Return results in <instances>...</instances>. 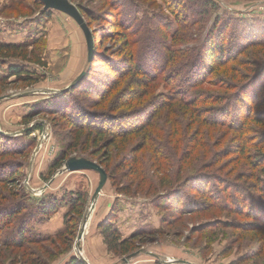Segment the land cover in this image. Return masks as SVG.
<instances>
[{
    "label": "rangeland",
    "instance_id": "rangeland-1",
    "mask_svg": "<svg viewBox=\"0 0 264 264\" xmlns=\"http://www.w3.org/2000/svg\"><path fill=\"white\" fill-rule=\"evenodd\" d=\"M57 1L82 16L89 24V34L74 16L41 0H0V41L28 44L20 55L0 54V138L10 148H25L0 160V170L11 164L21 168L14 177L12 195L6 191L0 195V264H67L72 257L85 264H264V122L245 119L250 106L238 97L242 86L253 93L264 82V42L239 52L235 45L264 39V0H118L128 3L126 9H113V0ZM123 14L130 17L139 38L138 50L154 49L159 55L163 45H170L167 65L171 67L162 73L159 70V79L146 85L152 92L150 101L160 107L148 110L153 115L147 127L151 137L143 131L128 138L123 133L114 135L117 138L111 143V134L96 140L93 131L71 127L59 112L67 106L73 114L80 111L87 122L100 111L113 112L115 117L131 112L119 107L117 97L100 101L97 93L78 91V85L62 92L51 90H63L79 77L87 64L89 40L96 53L85 80H96L100 86L109 71V57L125 60L124 42L116 37L120 30L116 35L110 32L113 15L119 19ZM247 32L254 34L245 36ZM171 34L176 36L173 40ZM210 40L216 49L219 43L224 57H235L225 58L223 66L197 81L201 77L193 65L200 60L192 57L197 47ZM143 64L148 67V59ZM10 65L26 68L31 83L9 76ZM156 66L164 68L165 63ZM127 80L120 90L125 84L126 91L131 90V80ZM89 81L79 87L85 88ZM172 87L182 90L184 98L163 105L164 98L174 94ZM260 96L264 98V90ZM251 110L260 115L264 105ZM150 138L155 145H149ZM243 139L249 140L245 152ZM137 146H144L136 155L148 178L145 182L135 179L126 165ZM158 147L165 149L161 163L153 159L152 149ZM62 154L60 167L55 168L53 161ZM71 157L90 159L107 169L106 183L93 203L99 175L93 170L62 171ZM198 171L204 172L198 181L208 182L212 192L223 188L213 201L194 195L186 186L184 194L191 197L188 209H198L180 213L160 207V202L166 204L165 196L171 201L175 198L164 194L169 188ZM123 187L129 192L120 191ZM75 191L85 193L86 205L74 235L65 230V202L49 217L36 213V198L54 194L60 199ZM218 196L222 201H217ZM22 204L27 205L24 212L9 221L2 217ZM24 220L30 221H25L27 240L19 245L10 242ZM107 221L118 228L122 238L143 227L154 231L144 233L131 252L138 254L123 262L127 255L108 250L98 228Z\"/></svg>",
    "mask_w": 264,
    "mask_h": 264
},
{
    "label": "trees",
    "instance_id": "trees-1",
    "mask_svg": "<svg viewBox=\"0 0 264 264\" xmlns=\"http://www.w3.org/2000/svg\"><path fill=\"white\" fill-rule=\"evenodd\" d=\"M36 1L37 0H34V3H37ZM208 2H210V0L206 1V3ZM111 3H112L111 7L113 9L120 8V7L126 9L128 5L126 1L121 2L120 4L118 0H113V2ZM86 17L89 19H92L91 18L92 15L90 13H86ZM117 17L115 15H113L112 17L115 20L112 21V23H110V32L116 35V32L120 30V32H117V33H120L121 35L116 36V37L119 38V40H122L124 42V45L126 48L124 50H126V53H127L125 60L123 58H121L120 60H117V59L113 60L109 57V60H108L110 64L109 71H107L104 74V77L101 81L102 84L100 86H99V83L94 82L96 80H92L91 82L89 81L90 79L85 80L87 78L86 73H85L84 76L81 78V80L78 81L73 87L78 85V91H82L85 93H91V92L97 93L98 95L97 99H101L100 101H104L107 98L109 99L112 96L117 97V100H119V107H122L123 109L128 108L131 110V112L128 111V112H125L126 114L125 113L117 114V116L115 117L114 115H112L113 112L111 113L110 111H100L97 114L94 113L92 115V119H90L89 122H87L88 118H82L83 116L81 113H79L80 111H77V113L73 114L68 111L67 106L64 107V109L61 110L60 112L57 110L54 111V113L59 112V115L60 114L62 116L66 115V119L70 120L69 125L71 127H75V128L80 127L83 129H90L91 131H93L92 133L96 137V140L103 139L104 137H106V134H111L114 137V139L112 138V140H110L111 143H113V141H115V139L117 138V136L115 137L114 135L123 134V133L126 136V138H128L131 134H137L138 132H140L141 134V132L143 131L147 137H151V132L150 131L147 132L148 131L147 127L148 128L151 127V121H152L153 115L150 114V112L148 113V110L153 109L155 105L156 107L158 105L154 100L150 101L152 97V92L151 90H149V88H147L148 86L146 87V85L149 82L156 80L157 78L159 79L160 71L162 73L163 71L165 72L166 70L170 69L171 66H169V64L167 65V63L169 62L170 55L172 53L170 51V45L169 47H166L165 45H163L161 47V54L159 55L155 53L154 49H150L145 52L141 51V48L140 50H138L137 45H138L139 38H136L135 36L136 31L132 28L133 24H131L130 17L129 16L125 17V14L119 17V19ZM87 26H89L88 23H87ZM251 34H254V32H251V33L247 32L245 36H252ZM169 37H171V40H173L176 36H172L171 34V36ZM237 40L240 41V39L238 38ZM263 42H264V39L259 38L258 40H250L248 42H245V41L235 42V45L237 48V52H239L253 45H262ZM25 46H28L27 42L6 43V42L0 41V54H2V56L4 57L9 54H11V56H15L17 54L20 55L21 49ZM217 46L221 48L219 43ZM150 47L151 46H149V48ZM200 48L203 50V53H201ZM219 48L216 49V47L212 43V40H210V43L206 41L205 45L203 44L197 47V51L192 57V59L195 58L197 59V61L200 60V62L193 65V68H195L196 70L195 74L197 75V77L198 76L201 77L197 81L201 80L205 76L204 73H213L215 72L216 68L223 66L224 62L227 61V60H224L225 58L232 57V60H233V58L235 57V56L224 57L222 50ZM95 53H96L95 44L93 43L92 61L94 60ZM121 54L117 56L120 57ZM147 59L149 61L148 67H146L143 64L144 62H146ZM160 61H163L165 63L164 68H160V66L158 67L156 66L157 63L160 64ZM172 61H175V59L172 58ZM210 63L212 65H210ZM125 65H126V69L124 70ZM195 66L196 67L199 66L200 68H202V70L197 69ZM257 72L258 71H256V73ZM28 73L29 72L24 67L11 66V65L8 67V75L15 76L17 77L18 80L25 79L27 80V82H30L32 76H30ZM176 75L178 74L176 73ZM258 75L260 74H257V76ZM233 77H236V76L232 74V78ZM244 78L249 79L250 77L245 75ZM127 79H129V81L131 80V83H130L132 87L131 90L126 91L125 88L128 86V84H125L126 85L124 86L125 88L123 90L122 89L120 90L119 89L120 85L128 81ZM84 81H86L85 83L89 81V84L85 88L79 87L80 85H83L82 83ZM196 83H201V82H196ZM73 87H71L70 89H72ZM250 87H251V84L249 88ZM254 89H255V92L251 93V91L250 92L247 91L248 89H246V87L242 86L238 97H240V101L243 104H245L247 108L250 106L249 111L243 117L245 119H248V120L251 119L253 121L259 119V121H255V122H257L258 124L260 123L262 124L264 122V111H262V113L258 115L252 112L251 109L254 107H260L264 105V102L262 104V101H264V98L261 99V96H260L264 90V82L261 81L256 87H254ZM172 91L174 94H168L166 98H164L167 100H165L162 103L163 105H165V103L173 104L174 103L173 101H179L180 98L182 99L184 98V96H182L181 94L182 90H178V88L175 89L172 87ZM233 99H235L234 101L236 102L238 100V98H233ZM184 103L186 102L184 101ZM194 105H196V103H194ZM159 108L160 107L158 106V110ZM236 115L237 114L233 115L234 119L237 118ZM241 116H239L238 119ZM212 120H214V118ZM224 121H227V120L224 119ZM219 122L224 123L221 120H219ZM106 123L109 124L108 127L105 126ZM243 140H244L243 144H241L243 147L242 152H245L247 150V147L244 144L246 142V145H247V141L249 142V140H246V139H243ZM155 144L156 142L153 139L149 141L150 146H153ZM143 147L144 146L139 148V146H137L132 149L133 151L132 154H130L129 157L126 158L127 159L126 165H129V169H130L129 172L132 176H135V179L145 182L148 178L144 177L145 172L142 171V167H139V160H138V156L136 155L137 151L139 149H142ZM256 147L258 146L254 145V148ZM24 149L25 148L23 145L10 148L7 146L6 142H4L0 138V160H4L7 157H10L15 153H20ZM164 150L165 149L163 147L152 149V151L154 152L153 159H155L156 162L159 161L160 159L162 160L164 159L162 156L165 153ZM64 156L65 155L62 154L60 157V160L53 161V164L55 163V168L60 167L59 165L61 164ZM159 163H161V160L159 161ZM106 170L107 169H105V171ZM20 171H21V168L19 166L16 167L15 164H11V166L7 168L6 170L5 169L0 170V195L3 194L4 191L10 192V194L12 195V190L15 187L14 177L17 176L20 173ZM203 174L204 172L202 171L194 172L188 175L183 181L175 183V185H173L171 188H169V190H167L164 193L165 195L167 194L175 195L174 200L171 201L169 200L167 196H165L164 200H166V204H163V202H160V207H163L164 209H168V208L176 209L180 213H185L186 211L191 212L193 211V209H198L197 207H193V208L189 207L188 209L187 200H189V198L191 197L189 196V194H184L186 186L188 188V191L193 192L194 195L203 196V197L209 196V198L213 201L215 199L214 195L218 194L219 190L223 188L216 189L215 191L212 192V189L209 188L207 184L208 182L201 183L198 181L197 178H201ZM192 180H197L198 182L195 181V183H193ZM148 185L152 186L151 183ZM218 186H219L218 184L214 185V188H218ZM120 191L127 192V193L129 192V190H127L126 187L121 188ZM14 195H16L15 192H14ZM35 200H36V213L42 215L43 217H49L51 214L55 213L59 208V203L65 202L68 205V211L64 215V218L66 219V226H65L66 229L65 230L68 229V233H70L71 235L75 234V231L77 228V220L84 213V208L86 205L85 193L81 191L66 192L60 197V199L59 197L57 198L54 194H51L48 196L46 195L40 198H36ZM217 201H222L219 196L217 197ZM220 203H224V202H220ZM171 204L172 206H170ZM224 204H226V202ZM26 207H27L26 204L16 206L15 208L11 209L9 212L6 211L5 212L6 214H2V217L5 218L7 221H9L12 216L18 215L21 212H24ZM114 212L112 213L113 215H115ZM73 216H76L77 219L75 220ZM25 221L26 220H24V225L21 228L19 226L17 229H15L16 236L10 237V242L16 243L18 245L21 243L22 244L25 243V241L27 240V235H28L25 231L26 226H27L26 222L28 224L30 223V221H26V222ZM98 228L100 229L103 235V240L106 243L108 250L113 251L117 255H120V256L130 254L134 249L137 248L136 242L140 240L141 238H143L144 233L149 234L146 232L151 233L154 231L153 229L146 230L143 227L142 231L138 230L132 233L130 236L122 238V235L119 232L118 228L113 226L112 223L109 221H107L106 223L101 222L100 224H98ZM67 264H85V263L82 260L77 259L76 257H72ZM156 264H161V263H156Z\"/></svg>",
    "mask_w": 264,
    "mask_h": 264
},
{
    "label": "water",
    "instance_id": "water-1",
    "mask_svg": "<svg viewBox=\"0 0 264 264\" xmlns=\"http://www.w3.org/2000/svg\"><path fill=\"white\" fill-rule=\"evenodd\" d=\"M41 1L44 2L45 5H47L48 7L53 6V7L60 8V9L64 10L65 12L69 13L70 15L74 16L75 19L78 20V22L81 24L85 34H89L87 24L84 22V19L82 18V16L78 12H76V10L72 9L71 7H69L67 5L59 3L57 0H41ZM92 54H93V45H92L91 40H89V54H88V60H87V64H86L85 69L82 71V73L79 75V77L74 82L70 83V85L65 87L63 90H51V92H62V91L68 90L71 87H73L78 81H80L81 78L86 73V71H87V69H88V67L92 61ZM2 98L3 97H1L0 99H2ZM64 170H66V171L93 170V171H96L98 173L99 181H98V184H97V186L94 190V193L92 195V198H91L92 203L95 201L97 195L99 194L101 188L105 185L106 180H107V173L104 170V168H102L95 161H92V160L86 159V158H75V157L69 158L64 164L62 171H64ZM51 180H53V177L51 178ZM47 184H49V182ZM91 206H93V204ZM83 230H84V225L79 230L77 240L81 239ZM137 254H138V252H133V253L127 255L125 258H123V262H128V260H130L131 258L136 256ZM184 263H187V262H184ZM187 264H189V263H187Z\"/></svg>",
    "mask_w": 264,
    "mask_h": 264
}]
</instances>
